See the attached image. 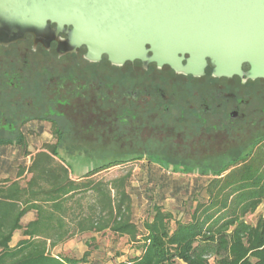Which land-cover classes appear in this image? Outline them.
I'll return each mask as SVG.
<instances>
[{"label": "trees", "instance_id": "16d2710c", "mask_svg": "<svg viewBox=\"0 0 264 264\" xmlns=\"http://www.w3.org/2000/svg\"><path fill=\"white\" fill-rule=\"evenodd\" d=\"M33 141H0V264H106L95 255L103 248L95 241L80 258L56 252L96 234L126 240L136 252L117 264H264V216L246 220L264 202V142L207 181L197 179L185 200L183 189L169 186V167L155 158L87 155L93 167L73 178L61 154L64 140L32 153ZM141 160H147L141 178L129 168L103 176ZM167 192L176 208L163 204ZM135 194L147 198L142 218ZM29 213L34 220L23 224ZM20 231L24 239L12 246Z\"/></svg>", "mask_w": 264, "mask_h": 264}, {"label": "flooded vegetation", "instance_id": "af4514ba", "mask_svg": "<svg viewBox=\"0 0 264 264\" xmlns=\"http://www.w3.org/2000/svg\"><path fill=\"white\" fill-rule=\"evenodd\" d=\"M56 29L0 28V141L34 140L49 125L55 141L77 143L75 155L143 158L244 157L264 142V79L216 76L210 60L199 76L141 60L90 61Z\"/></svg>", "mask_w": 264, "mask_h": 264}, {"label": "water", "instance_id": "95a60500", "mask_svg": "<svg viewBox=\"0 0 264 264\" xmlns=\"http://www.w3.org/2000/svg\"><path fill=\"white\" fill-rule=\"evenodd\" d=\"M49 23L90 61L199 76L210 60L216 76L264 79V0H0V28L40 36Z\"/></svg>", "mask_w": 264, "mask_h": 264}, {"label": "rangeland", "instance_id": "374dc122", "mask_svg": "<svg viewBox=\"0 0 264 264\" xmlns=\"http://www.w3.org/2000/svg\"><path fill=\"white\" fill-rule=\"evenodd\" d=\"M41 131L43 132V134L39 138L34 139L33 141L34 145L30 144L29 146V150L32 153L36 152L38 149H41L46 143L54 144L56 142L54 139L51 138V130L49 125H42ZM74 145H77V143L73 141H65V143L62 146L64 149L61 150V154L66 157L67 163L71 166L73 178H77L78 176L84 174L93 167L92 166L93 159L87 158V156L75 155L76 150ZM238 158L240 157L239 156H228L222 158L163 157V158H155V160L162 165L169 164L172 166L169 167V171H168L169 176H167L169 186L172 189H177V188L183 189L182 196L185 200H187L189 199L187 190H189V192H192L193 185L194 183H196L197 179L199 180L201 178L200 180L207 181L208 179L212 178L211 175L212 173L222 170L225 166H227L228 164H230L231 162H233L235 159ZM179 163H184L186 165L188 164L189 168H185L184 170H182L180 167H178V165H180ZM146 164H147V160H141L125 166H118L113 169H110L107 173H104L103 176L110 179L120 175L125 168H129L133 170L134 174L137 175V177L141 178V175L143 174L142 166ZM194 164H199V165L208 164L210 169L206 167L205 168L206 170L204 171L202 170L196 171L194 170L193 166H190ZM210 165H212L213 167L211 168ZM174 170L177 172L172 173ZM206 173H209L210 175L202 176L203 174ZM134 184L137 186V183ZM142 197L144 199H147L146 196L144 195H142ZM142 197L140 198V196L136 194L134 195V201L136 202V204H138V206L136 207L139 208L138 210H136V214H138L141 218L144 217V209H145V208L142 209L143 207H145L142 204V202H144ZM163 204L165 205L166 208L172 209L177 207L178 201L176 198L172 196L171 192H167L165 196V200H163ZM261 216H264V202L257 210V212L254 215L247 217L246 220L251 224H255L256 220ZM23 224L26 223L24 222ZM21 236H22V232L21 231L17 232L14 241L16 242L19 238H21ZM99 238H100V243L97 242L98 241L97 238H94L93 240L88 239V241L90 240L91 242L95 241L96 243L101 244L103 246V248H101L100 251H96L95 255H97V258H99L100 260H104L107 258L106 264H117V263L125 262L129 258L136 255V252H134V250H131L129 246L126 244V240H120V241L118 240L117 242L115 240H112V236L110 234H106ZM74 244L75 246L71 249L78 250L79 247H82L80 241H77ZM113 246L116 248L117 252L114 250L111 251ZM67 249L69 250L70 247H67ZM102 249L106 250L105 254L103 253ZM56 252H60V248L57 249ZM104 256L105 258L102 259Z\"/></svg>", "mask_w": 264, "mask_h": 264}, {"label": "crops", "instance_id": "0c3cea01", "mask_svg": "<svg viewBox=\"0 0 264 264\" xmlns=\"http://www.w3.org/2000/svg\"><path fill=\"white\" fill-rule=\"evenodd\" d=\"M84 174L78 176L77 178H80ZM34 218H35V213H29L28 215H26L24 217L23 223L25 222L27 224V223L31 222L32 220H34ZM16 234H15V236H16ZM15 236H14V239H15ZM101 236H103V235L102 234H96V235H84V236H81V237H77V238L71 240L70 242H68L65 246L60 247V252L59 253H62L65 256H72V257L80 258L88 250L87 245H88L89 242H91V240L88 241V239H92L93 240L94 238H97L98 239L97 242L100 243V238L99 237H101ZM14 239H13V242H12V246H15L20 240H22L24 238L21 236V238H19L16 242L14 241ZM77 241H80V243L82 244V247H79L78 250L71 249V248H73L75 246L74 243H76ZM71 245H73V246H71ZM67 247H70V249L68 250Z\"/></svg>", "mask_w": 264, "mask_h": 264}]
</instances>
